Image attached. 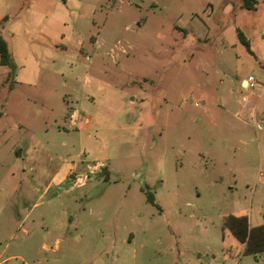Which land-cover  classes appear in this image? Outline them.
Returning <instances> with one entry per match:
<instances>
[{"label":"rangeland","instance_id":"1","mask_svg":"<svg viewBox=\"0 0 264 264\" xmlns=\"http://www.w3.org/2000/svg\"><path fill=\"white\" fill-rule=\"evenodd\" d=\"M103 1L0 0V34L19 57L13 76L0 64V264H91L102 249L130 264H238L224 217L264 222V106L240 78L264 83V60L240 42L184 38L174 28L189 19L182 2L157 0L151 12L145 0L148 10L128 15L120 0L93 15ZM97 32L102 55L86 58L80 49L91 53ZM73 88L112 110L98 114L89 150L75 138L62 147L67 137L54 132ZM104 141L109 171L80 167L84 183L43 199L63 161L80 164L85 149L83 164L95 163Z\"/></svg>","mask_w":264,"mask_h":264},{"label":"crops","instance_id":"2","mask_svg":"<svg viewBox=\"0 0 264 264\" xmlns=\"http://www.w3.org/2000/svg\"><path fill=\"white\" fill-rule=\"evenodd\" d=\"M120 0H104L103 3H99L94 10L93 15H95L96 11L105 12L106 14L112 13L115 10V4L116 2ZM150 1V7H152V10H155L157 7H159V2L157 0H149ZM145 0H139L138 2H134L131 0H126V7L123 10H120L122 8H119L117 10L120 11V13H126L129 15V11L131 9L136 10L140 13L141 10H148L145 7ZM173 2H182L185 5V11L189 14V19H187L184 23L180 22V16L182 15L181 11L177 14V22L179 25H175L174 28L178 29L182 36L184 38H190L194 40L195 42H204L206 44L210 43H218L220 44H226L229 40L233 45H236L237 42H240L237 31H240L243 35V37L248 41L250 50L252 53H250L247 49L246 51L254 56L255 60L262 59L264 60V51L261 52L259 49V42L262 40L264 41L262 37V31L264 30V0H257L255 7L253 9H246L242 7V1L241 0H173ZM119 13V14H120ZM136 15V14H135ZM96 17L92 18L91 24H97ZM99 19V18H98ZM100 24L98 26H103V23L105 22V19H99ZM137 24V26H143L144 21L142 22L141 18L138 19L134 18L131 20V22ZM129 23L125 25L126 28L129 26ZM1 35V34H0ZM97 36H91V40L94 44V48L91 53H88V50L85 48L80 49V54L84 55L86 58L94 59L99 58L102 54L100 51V47L102 44V40ZM4 39L5 37L2 36ZM176 40V38H174ZM6 40V39H5ZM7 41V40H6ZM241 43V42H240ZM41 46H37L36 51L39 52V54L44 52V50H47V45L42 44ZM242 44V43H241ZM10 52L12 54V58L15 62H18V58L15 51L12 49L10 43H8ZM243 45V44H242ZM245 47V46H244ZM224 53V51H223ZM62 75V74H61ZM17 76V74H16ZM247 77L243 76L240 78V85L245 88H250L246 84ZM217 82L221 85L224 83V80L222 78H219ZM259 82V81H258ZM259 87V93L257 94L258 100L256 101L255 105H263L264 106V83L257 84ZM101 90L103 89L100 87ZM76 93L75 96L72 95L74 98L73 100L69 99L70 94H64L62 98V105L65 108L64 112V123L63 125H57L55 126L54 132L64 134L63 136L67 137L66 140L62 139L61 146L67 147L69 145L73 146V138L77 139L80 144H82L84 147H86L87 150L92 148L93 141L97 138L95 137V134L98 133L97 127L98 126V114H108L112 115L111 111L109 110V104L105 101H99L95 102L93 101V97L91 95H87L86 97L82 98L77 94V91L73 88L72 91ZM65 96V97H64ZM52 108L49 109V111L52 113ZM1 114V113H0ZM263 116H260L255 119V124L257 127L264 126V111L262 112ZM97 117V118H96ZM129 121V119H128ZM19 125V124H18ZM74 128V132L72 133V137L69 136V130L68 128ZM45 133H47L49 130L45 129ZM102 132V131H101ZM62 136V137H63ZM103 138V137H102ZM98 140V141H102ZM101 148L98 149V152H100L99 155H95V163L86 162L83 164V161L88 158V152L85 149H82V155L84 156L83 159H81L80 164L72 162H65L60 165V167L53 173L47 184L45 185L43 189V199H56L57 197H61L63 195H67L73 188H74V180L76 177H82L85 176L84 172H78L77 169L84 168L85 171H88V173H98L100 169L105 167L107 169L108 166V156H107V143L106 141L101 143ZM104 152V154H103ZM97 166V167H96ZM76 168V171L73 169ZM93 170V171H92ZM109 171V169H107ZM72 172L75 173V175H71ZM84 183V182H83ZM52 188L56 189V193L52 195H48L50 190ZM49 197H48V196ZM42 199V201H43ZM248 217V216H247ZM249 225L256 226L264 222H257L255 224L251 223L249 217H248ZM127 236V242L132 238L133 233L128 232ZM237 241V240H236ZM238 242V241H237ZM239 243V242H238ZM240 247V254H242V258L239 259L238 264H242V260L244 258L250 257L252 258V262L249 260H245L244 264H264V251L258 252L256 255L253 254H243V245L239 243ZM126 249V247H124ZM107 249L99 250L100 257L98 261H94L91 264H130L132 262L120 261L121 257L118 252L112 251V256L109 258V260L106 261V258L104 259L102 256L103 253H106ZM108 256V255H107ZM97 262V263H96ZM141 264H145V262H141Z\"/></svg>","mask_w":264,"mask_h":264},{"label":"trees","instance_id":"3","mask_svg":"<svg viewBox=\"0 0 264 264\" xmlns=\"http://www.w3.org/2000/svg\"><path fill=\"white\" fill-rule=\"evenodd\" d=\"M242 7L253 9L257 0H241ZM240 42L250 52L248 41L243 37L240 31H237ZM0 64L9 68L8 76H13L16 64L12 58L8 42L0 35ZM104 168V167H103ZM106 169V168H105ZM150 202H154L151 194L147 195ZM223 228H226L234 236V238L243 245V254L256 255L258 252L264 251V223L256 226H250L248 217L245 214L233 215L229 214L223 219Z\"/></svg>","mask_w":264,"mask_h":264},{"label":"built area","instance_id":"4","mask_svg":"<svg viewBox=\"0 0 264 264\" xmlns=\"http://www.w3.org/2000/svg\"><path fill=\"white\" fill-rule=\"evenodd\" d=\"M262 37L264 39V30L262 31ZM246 84L249 87H254L255 85L259 84V82L253 76H248L247 79H246ZM83 182H85V176H82V177H79V178L76 177L75 180H74V183L78 184V185L82 184Z\"/></svg>","mask_w":264,"mask_h":264}]
</instances>
